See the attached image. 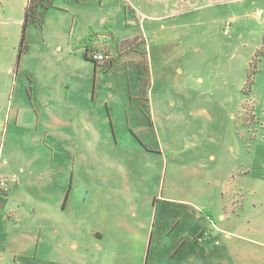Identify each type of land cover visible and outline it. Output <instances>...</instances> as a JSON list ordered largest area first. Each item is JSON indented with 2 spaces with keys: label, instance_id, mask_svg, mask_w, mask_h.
Listing matches in <instances>:
<instances>
[{
  "label": "rangeland",
  "instance_id": "rangeland-1",
  "mask_svg": "<svg viewBox=\"0 0 264 264\" xmlns=\"http://www.w3.org/2000/svg\"><path fill=\"white\" fill-rule=\"evenodd\" d=\"M26 4L0 0V264H264V0H54L19 56Z\"/></svg>",
  "mask_w": 264,
  "mask_h": 264
},
{
  "label": "trees",
  "instance_id": "trees-1",
  "mask_svg": "<svg viewBox=\"0 0 264 264\" xmlns=\"http://www.w3.org/2000/svg\"><path fill=\"white\" fill-rule=\"evenodd\" d=\"M77 2H81L82 0H75ZM54 7V0H27V4L25 6V10H24V19H23V24H22V38H21V42H20V49H19V56H21V54L24 52L25 49H27V42H26V31L29 27L31 26H42L43 22H44V18H45V12L51 8ZM137 40V36H135L133 39H126V40H122L121 42V47L120 49H122L121 51H125L126 49H128L127 45L131 46L132 44H134ZM130 48V47H129ZM90 51H94V48H92V46L88 45L85 48V57L87 59H89L90 61L95 62L94 60H92L89 57V52ZM261 53L264 52V39H263V43H262V48L259 49L258 51L255 52V56L257 53ZM147 54V51H146ZM264 54V53H263ZM149 60V59H148ZM149 62V71H150V61ZM95 65H98L97 62H95ZM144 63H140L139 65H137V69L139 73H142V76L144 74V72L142 71L141 68H143ZM254 65V58L251 62V66L253 68ZM256 72V69L254 68L253 70H251L248 73V82L250 85L253 84V75ZM141 79V83H144L145 80L143 78Z\"/></svg>",
  "mask_w": 264,
  "mask_h": 264
},
{
  "label": "crops",
  "instance_id": "crops-1",
  "mask_svg": "<svg viewBox=\"0 0 264 264\" xmlns=\"http://www.w3.org/2000/svg\"><path fill=\"white\" fill-rule=\"evenodd\" d=\"M138 34V33H137ZM136 34V35H137ZM135 35V36H136ZM135 36H132V37H128V38H126V39H131V38H134ZM141 36L145 39V36L143 35V34H141ZM146 40V39H145ZM146 43H147V41H146ZM127 50V49H126ZM126 50L125 51H123V55H129L128 53H131L130 51H127L126 52ZM147 55L149 56V51L147 50ZM263 125H264V123H263ZM263 135H264V131H263ZM264 137V136H263ZM8 192H9V190H8ZM7 192V193H8ZM6 193V194H7ZM1 195H2V193H1ZM0 208H1V204H0ZM63 208H64V206H63ZM11 212H12V210H11ZM46 216L45 215H43V218H45ZM50 217V216H49ZM47 218H48V216H47ZM47 220H49V219H47ZM91 235H92V238H93V235L94 236H97L96 238H94V239H98V240H100V239H102L103 238V235H102V232L101 231H94L93 233H91Z\"/></svg>",
  "mask_w": 264,
  "mask_h": 264
},
{
  "label": "built area",
  "instance_id": "built-area-1",
  "mask_svg": "<svg viewBox=\"0 0 264 264\" xmlns=\"http://www.w3.org/2000/svg\"><path fill=\"white\" fill-rule=\"evenodd\" d=\"M91 58L94 60V61H97V62H109L110 60V56L104 52H98V51H95L93 52V54L91 55Z\"/></svg>",
  "mask_w": 264,
  "mask_h": 264
}]
</instances>
